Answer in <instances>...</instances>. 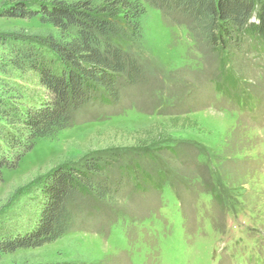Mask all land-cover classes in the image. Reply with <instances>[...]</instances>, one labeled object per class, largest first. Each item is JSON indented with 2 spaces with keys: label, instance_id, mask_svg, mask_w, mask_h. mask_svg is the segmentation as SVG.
Returning a JSON list of instances; mask_svg holds the SVG:
<instances>
[{
  "label": "rangeland",
  "instance_id": "374dc122",
  "mask_svg": "<svg viewBox=\"0 0 264 264\" xmlns=\"http://www.w3.org/2000/svg\"><path fill=\"white\" fill-rule=\"evenodd\" d=\"M52 1H86L98 10L115 0ZM124 1L143 11L137 29L124 14L112 20L108 38L138 65L139 81L120 78L117 103L92 94L53 138L30 142L19 125L18 146L0 144V160L17 155L0 170V240L33 231L54 171L85 173L93 163L101 171L89 177L117 193L106 202L93 194L78 200L71 209L81 213L66 235L0 253V264H264V43L230 46L225 63L224 50H213L189 19L145 0ZM9 4L0 0V11ZM57 34L37 17L0 18V103L16 108L20 122L51 96L31 64L12 66L18 43L5 41L43 44ZM35 53L33 65L51 62L59 75L49 50Z\"/></svg>",
  "mask_w": 264,
  "mask_h": 264
},
{
  "label": "trees",
  "instance_id": "16d2710c",
  "mask_svg": "<svg viewBox=\"0 0 264 264\" xmlns=\"http://www.w3.org/2000/svg\"><path fill=\"white\" fill-rule=\"evenodd\" d=\"M145 1L164 14L189 19L201 37L209 40L213 50H224L225 63H230L232 57L225 52L230 46L240 50L248 48V41L264 43V6L258 9L254 0ZM106 5L95 10L92 3L86 1L10 0V4L0 11V18L3 19L26 20L37 17L58 33L56 38L45 39L44 45L38 42L31 45L25 39L5 41L8 45L18 43L19 54L12 66L31 64L38 74L40 85L51 96L50 102L38 109L28 110L22 122L19 121L16 108L4 111L6 106L0 103L1 120L8 125L7 130L0 125V144L5 148L18 146L21 138L19 125L26 128L30 142L53 138L71 126V113L78 114L91 101L92 94L103 92V97L108 99L100 96L101 103H117L121 98L120 78L126 76L130 85L139 81L140 68L126 53L112 45L108 34L115 26L112 20L124 17V14L126 20L132 22L130 25L137 29L143 11L139 4L132 5L124 0H115ZM26 45L27 48L24 47ZM40 47L49 50L60 63L63 69L59 75L53 73L51 62L45 63L40 59L41 63L33 65L34 59L39 57H34V53ZM221 79L230 82L227 74ZM221 82L216 80L214 86L219 88ZM30 148L31 145L27 150ZM7 157L0 160V170L7 166L6 160L15 159L17 155L11 158L9 151ZM86 169L85 173L65 169L54 171L44 181L41 192L44 205L36 227L29 234L1 239L0 253L11 254L53 243L71 230L77 212L81 213L79 206L72 210L71 205H76L78 200L91 194L102 202L112 199L117 191L108 181L95 183L89 177L91 171L101 170L93 163L87 164Z\"/></svg>",
  "mask_w": 264,
  "mask_h": 264
}]
</instances>
